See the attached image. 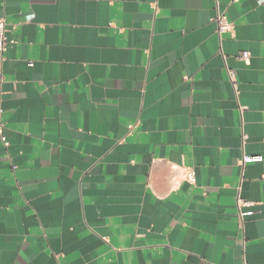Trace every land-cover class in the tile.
<instances>
[{
  "label": "crops",
  "instance_id": "0c3cea01",
  "mask_svg": "<svg viewBox=\"0 0 264 264\" xmlns=\"http://www.w3.org/2000/svg\"><path fill=\"white\" fill-rule=\"evenodd\" d=\"M0 18V264H264V0H0Z\"/></svg>",
  "mask_w": 264,
  "mask_h": 264
},
{
  "label": "built area",
  "instance_id": "2783aa9c",
  "mask_svg": "<svg viewBox=\"0 0 264 264\" xmlns=\"http://www.w3.org/2000/svg\"><path fill=\"white\" fill-rule=\"evenodd\" d=\"M240 2V0H232V3L236 4ZM215 23L217 26V34L218 36H222L224 33L229 32L232 29V24L228 21V18L225 13L223 12H218L217 17L215 19ZM10 44L9 37L7 35V25H6V20L5 18H0V54H4L8 46ZM241 58L243 60H246L248 58L247 53L241 54ZM229 78L233 84H235V75L234 73L229 70L228 71ZM2 81V75L0 74V83ZM2 93L0 92V141L4 144V146H9V142L7 140V137L4 134V123L2 121V115H3V108H2ZM263 158L261 156H245L243 158V164H249L253 162H261ZM186 181L195 184L196 183V173L194 170H188L185 173ZM243 205H247L245 202L242 200L238 201V206L242 207ZM253 215V212H240V217L243 218L245 216H251Z\"/></svg>",
  "mask_w": 264,
  "mask_h": 264
}]
</instances>
